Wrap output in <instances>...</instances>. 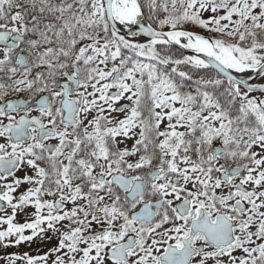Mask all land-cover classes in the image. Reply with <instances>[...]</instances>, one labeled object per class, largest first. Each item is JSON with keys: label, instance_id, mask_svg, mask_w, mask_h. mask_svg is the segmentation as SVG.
Returning <instances> with one entry per match:
<instances>
[{"label": "snow or ice", "instance_id": "1", "mask_svg": "<svg viewBox=\"0 0 264 264\" xmlns=\"http://www.w3.org/2000/svg\"><path fill=\"white\" fill-rule=\"evenodd\" d=\"M0 264H264V0H0Z\"/></svg>", "mask_w": 264, "mask_h": 264}]
</instances>
